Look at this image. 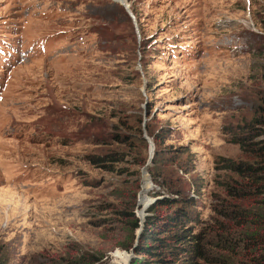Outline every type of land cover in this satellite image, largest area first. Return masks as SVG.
Returning a JSON list of instances; mask_svg holds the SVG:
<instances>
[{"label":"rangeland","instance_id":"obj_1","mask_svg":"<svg viewBox=\"0 0 264 264\" xmlns=\"http://www.w3.org/2000/svg\"><path fill=\"white\" fill-rule=\"evenodd\" d=\"M126 1L136 24L119 0H0V264H128L136 183L139 219L168 179L199 234L216 159L242 158L222 127L264 90V0Z\"/></svg>","mask_w":264,"mask_h":264},{"label":"trees","instance_id":"obj_2","mask_svg":"<svg viewBox=\"0 0 264 264\" xmlns=\"http://www.w3.org/2000/svg\"><path fill=\"white\" fill-rule=\"evenodd\" d=\"M131 11L137 17L135 10ZM260 67L264 80V64ZM256 85L260 87L259 83ZM252 108L249 119L222 127L229 141L239 146L242 158L220 156L216 159L214 166L220 175L215 182L219 193L211 195V216L205 231L192 232L190 222L197 218L186 205L193 204V198H186L180 189L172 187L174 185L168 179L165 181L171 194L157 197L147 206L135 244L139 218L134 210L139 208L136 203L139 183H136L133 194L127 196V205L117 204L119 221L130 235L128 240L119 243L125 250H133L129 264H200L199 261L206 258L200 247L205 236L206 242L217 252V256L208 258L211 264H264V90L257 91ZM140 123L139 118L137 133L141 137ZM160 131L152 135L154 162L164 143ZM121 158L114 151L97 157L99 161L111 162Z\"/></svg>","mask_w":264,"mask_h":264},{"label":"water","instance_id":"obj_3","mask_svg":"<svg viewBox=\"0 0 264 264\" xmlns=\"http://www.w3.org/2000/svg\"><path fill=\"white\" fill-rule=\"evenodd\" d=\"M121 4L125 7V9H126V11H127V13L129 14V16L132 18V20H133V22L136 24V20H135V17H134V15H133V13H132V11H131V9H130V7H129V4H128V2L126 1V0H122L121 1ZM148 139V138H147ZM148 143H149V148H150V152H151V155H150V158L152 157V154H153V144H152V142H151V140L150 139H148ZM157 198V197H156ZM155 198V199H156ZM154 199V200H155ZM153 200V201H154ZM152 201V202H153ZM138 204V203H137ZM139 205V204H138ZM148 206V205H147ZM146 206V207H147ZM145 214H144V217L142 218V219H139V227L136 229V237H135V242H134V244L136 243V241H137V238H138V236H139V233H140V231H141V229H142V226H143V222H144V218H145V216H146V214H147V212L145 211L144 212ZM138 217V216H137ZM139 218V217H138ZM127 252V251H126ZM128 253H130V257H129V263H130V260H131V258H132V256H133V250L131 249Z\"/></svg>","mask_w":264,"mask_h":264},{"label":"bare ground","instance_id":"obj_4","mask_svg":"<svg viewBox=\"0 0 264 264\" xmlns=\"http://www.w3.org/2000/svg\"><path fill=\"white\" fill-rule=\"evenodd\" d=\"M119 1H120V3H121L122 0H119ZM141 212L144 213V210L142 209ZM129 254H130V253H129ZM124 260H126V259H124ZM128 264H129V258H128Z\"/></svg>","mask_w":264,"mask_h":264}]
</instances>
